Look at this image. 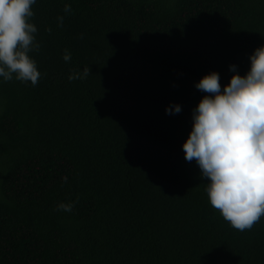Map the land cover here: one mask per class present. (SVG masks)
<instances>
[{"label": "trees", "instance_id": "16d2710c", "mask_svg": "<svg viewBox=\"0 0 264 264\" xmlns=\"http://www.w3.org/2000/svg\"><path fill=\"white\" fill-rule=\"evenodd\" d=\"M31 7L39 81L0 78V264H264V215L233 228L182 148L195 84L264 46V0Z\"/></svg>", "mask_w": 264, "mask_h": 264}, {"label": "clouds", "instance_id": "9594fccd", "mask_svg": "<svg viewBox=\"0 0 264 264\" xmlns=\"http://www.w3.org/2000/svg\"><path fill=\"white\" fill-rule=\"evenodd\" d=\"M37 0H0V78H15L36 86L41 73L28 53L38 49L32 5ZM70 5L64 12L70 13ZM59 25L63 17H58ZM65 62L71 60L66 50ZM250 68L241 76L234 74L221 89L219 74L204 75L195 87L207 93L192 111V130L183 143L185 160L196 161L210 204L224 220L239 230H250L264 215V46L250 55ZM90 68L73 72L69 80L85 79ZM181 106L166 108L179 113ZM67 180V177L64 178ZM74 203H60L58 210L71 212Z\"/></svg>", "mask_w": 264, "mask_h": 264}]
</instances>
